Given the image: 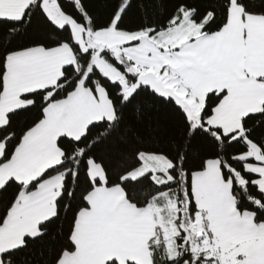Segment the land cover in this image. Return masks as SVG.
Listing matches in <instances>:
<instances>
[{"label": "snow or ice", "instance_id": "snow-or-ice-1", "mask_svg": "<svg viewBox=\"0 0 264 264\" xmlns=\"http://www.w3.org/2000/svg\"><path fill=\"white\" fill-rule=\"evenodd\" d=\"M0 264H264V0H0Z\"/></svg>", "mask_w": 264, "mask_h": 264}, {"label": "trees", "instance_id": "trees-1", "mask_svg": "<svg viewBox=\"0 0 264 264\" xmlns=\"http://www.w3.org/2000/svg\"><path fill=\"white\" fill-rule=\"evenodd\" d=\"M93 3H98L99 0H92ZM98 12L102 15L104 12L103 8H98ZM136 17H133L132 19H135ZM171 118V114L169 110L163 109V108H149L147 110V115L143 119V121L136 122V127L139 129L141 133L146 132V128L149 124L152 125L153 128L158 129L159 134L162 136L165 130L168 127L169 121ZM40 249L37 248L35 252V259L37 261L40 260L39 256Z\"/></svg>", "mask_w": 264, "mask_h": 264}]
</instances>
